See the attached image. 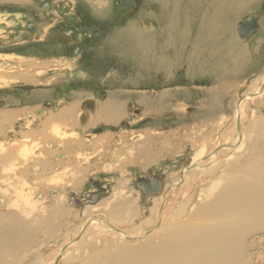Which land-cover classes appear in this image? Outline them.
I'll list each match as a JSON object with an SVG mask.
<instances>
[{
	"label": "rangeland",
	"instance_id": "rangeland-1",
	"mask_svg": "<svg viewBox=\"0 0 264 264\" xmlns=\"http://www.w3.org/2000/svg\"><path fill=\"white\" fill-rule=\"evenodd\" d=\"M36 1L0 0V114L12 116L0 119V152L11 148L0 182L12 189L4 206L19 205L2 209L31 207L46 223L29 229L27 251L14 243L15 255L27 254L17 264L86 252L100 240L90 224L107 218L100 205L113 195L109 210L138 209L132 224L144 233L128 234L130 243L162 238L180 213L187 223L226 162L264 138V0H109L99 12L103 0H52L75 18L67 34ZM21 13L34 24L23 35L13 25ZM246 16L259 25L249 40L237 31ZM151 176L161 189L145 198L135 182ZM5 235L0 228V248Z\"/></svg>",
	"mask_w": 264,
	"mask_h": 264
},
{
	"label": "bare ground",
	"instance_id": "bare-ground-1",
	"mask_svg": "<svg viewBox=\"0 0 264 264\" xmlns=\"http://www.w3.org/2000/svg\"><path fill=\"white\" fill-rule=\"evenodd\" d=\"M77 108L79 107H73L74 110H78ZM11 117V115L2 114L0 119L7 122ZM263 125L260 126V132L264 130ZM253 138L251 137L248 140V143L250 142L247 146L250 150L248 155L242 158L243 155L240 154L244 152H240L238 155L235 154L233 158L226 162L225 169L223 168L224 170L220 173L217 172L219 174L211 183H208V186L205 185L207 187L203 189L198 205L186 219L188 220L187 223L184 224L179 219V216L186 213L183 215H180V213L177 216H172L173 218L169 222L170 225L166 226L163 232L160 231L163 234L162 238L130 243L127 239L132 236L128 234L139 233L141 235L144 233L141 227H135L132 224L133 218L139 216L138 209L135 208L134 203L131 204L132 202H130V206L125 208L119 207L116 210L110 208L109 210L110 201H115V195H113L111 196L112 199L108 200L109 202L104 203V207L103 204L100 205L102 207L101 211L106 214L105 216L108 219L96 217L90 224L92 229L89 228V236L92 238V234H98L100 240L89 243L88 248L90 250L84 246L86 252L82 250L77 255L65 256L59 263H55L53 257H50V260L45 264H264V148L261 151L262 148L259 149L260 147L255 145V140L259 141L257 139L260 138V134L255 140ZM261 141L264 143V138L259 143ZM262 142L261 146H263ZM9 149L11 148L0 152L2 153L0 160L9 161L8 158L11 157L8 153ZM241 151L245 150L242 149ZM0 177H2L1 173ZM125 185L124 183V187ZM4 187L7 189H4ZM8 187L0 182V228H3L7 235L5 236L10 240V242L7 240L6 245L0 248V260L9 259L10 261L5 264H17L18 262H24L27 259V254L24 252L23 256L15 255L20 254V251L16 249L14 243L23 246L22 251H25L26 246L30 243H28L29 240L27 241L28 236L30 237L29 229L38 222L39 227H42V231H45L43 226L46 223L44 219H40L41 215L39 217L32 211L33 209H30L31 207L26 209V212L21 216L12 214L13 210L11 213L10 210L8 212L3 211L2 206H4L5 201L3 196L9 197L11 193L8 192L12 190ZM24 190L22 191L24 192ZM122 191L121 193H123ZM5 193H8V195ZM14 195L13 197L17 198ZM122 196L127 197H125V194ZM128 199L131 200L129 197ZM8 201L13 202L11 198ZM159 203L160 201L157 205ZM14 205L8 202L5 206H19ZM30 212H33L31 217L35 214L31 224ZM22 221L25 223V225L22 224L23 226L20 224ZM160 232L152 236L160 235ZM85 236L87 238V234ZM86 238L85 241H87ZM21 240L22 243H20ZM98 241L103 242L102 246H98Z\"/></svg>",
	"mask_w": 264,
	"mask_h": 264
},
{
	"label": "flooded vegetation",
	"instance_id": "flooded-vegetation-1",
	"mask_svg": "<svg viewBox=\"0 0 264 264\" xmlns=\"http://www.w3.org/2000/svg\"><path fill=\"white\" fill-rule=\"evenodd\" d=\"M33 4H36V7L38 11H41L42 13H44L46 15L45 19L46 20H52L54 21H58V24L56 25V27L54 28V30H58L60 29L61 31L64 32V34L72 33L73 32V27L74 26V22H75V18L73 15H69V17H62V15H64L65 13L62 12V6L53 2L52 0H37L36 2H34ZM34 12V11H31ZM35 15H38L36 12L34 13ZM14 14H8V16H12ZM20 15L21 18H14L15 22H13V25L15 27V32H19L21 35H23V32H27L29 33L28 30H32L34 28V24L32 22H27L28 21V17H27V13H21ZM67 16V15H66ZM10 21V20H9ZM25 23L26 26H25ZM50 25V23H48ZM76 30H82L83 26L80 24H76L75 25ZM84 34V32L82 33ZM38 36V35H37ZM82 37V35H80ZM74 54H77L79 51V47L78 46H74V48L72 49Z\"/></svg>",
	"mask_w": 264,
	"mask_h": 264
},
{
	"label": "water",
	"instance_id": "water-1",
	"mask_svg": "<svg viewBox=\"0 0 264 264\" xmlns=\"http://www.w3.org/2000/svg\"><path fill=\"white\" fill-rule=\"evenodd\" d=\"M125 5L129 6L132 0H124ZM259 25L257 16H246L237 26L238 34L241 38L249 40L253 38L258 33ZM135 186L138 189H142L145 194L144 197L147 198L152 194H159L160 192V179L156 176H151L149 178H139L135 182Z\"/></svg>",
	"mask_w": 264,
	"mask_h": 264
},
{
	"label": "clouds",
	"instance_id": "clouds-1",
	"mask_svg": "<svg viewBox=\"0 0 264 264\" xmlns=\"http://www.w3.org/2000/svg\"><path fill=\"white\" fill-rule=\"evenodd\" d=\"M109 7V0H103L102 3H99L93 7L94 12H99L103 8H108Z\"/></svg>",
	"mask_w": 264,
	"mask_h": 264
},
{
	"label": "crops",
	"instance_id": "crops-1",
	"mask_svg": "<svg viewBox=\"0 0 264 264\" xmlns=\"http://www.w3.org/2000/svg\"><path fill=\"white\" fill-rule=\"evenodd\" d=\"M69 110H70V111H64L63 113H64V114H68V113H71L72 110H73V111H77V110H74L73 108H70ZM73 111H72V112H73Z\"/></svg>",
	"mask_w": 264,
	"mask_h": 264
}]
</instances>
